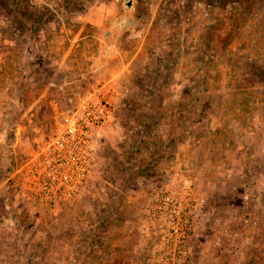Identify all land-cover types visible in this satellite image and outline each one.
<instances>
[{
	"label": "rangeland",
	"instance_id": "1",
	"mask_svg": "<svg viewBox=\"0 0 264 264\" xmlns=\"http://www.w3.org/2000/svg\"><path fill=\"white\" fill-rule=\"evenodd\" d=\"M88 97V182L50 201ZM163 195L199 200L203 264H264V0H0V264H149Z\"/></svg>",
	"mask_w": 264,
	"mask_h": 264
},
{
	"label": "built area",
	"instance_id": "2",
	"mask_svg": "<svg viewBox=\"0 0 264 264\" xmlns=\"http://www.w3.org/2000/svg\"><path fill=\"white\" fill-rule=\"evenodd\" d=\"M110 116L111 110L101 100L84 99L48 148L41 169L43 177L39 168L34 169L33 176L50 194L54 193L48 196L52 198L50 201L55 202L62 196L71 197L85 188L93 166V136ZM34 164L40 166L37 161ZM158 202L154 224L167 221L169 227L154 242L149 264H203V253L198 257L190 243L197 223L199 200L163 195Z\"/></svg>",
	"mask_w": 264,
	"mask_h": 264
}]
</instances>
